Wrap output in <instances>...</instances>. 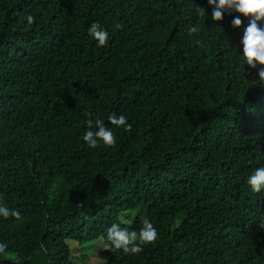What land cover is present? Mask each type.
<instances>
[{"label": "trees", "instance_id": "1", "mask_svg": "<svg viewBox=\"0 0 264 264\" xmlns=\"http://www.w3.org/2000/svg\"><path fill=\"white\" fill-rule=\"evenodd\" d=\"M212 11L208 0H0V202L21 215L0 216V264H74L68 241L100 238L104 264H264V190L247 183L264 167L261 66L243 57L249 19ZM89 119L114 147L88 146ZM143 219L158 232L143 252L108 241L113 224L139 233Z\"/></svg>", "mask_w": 264, "mask_h": 264}, {"label": "clouds", "instance_id": "2", "mask_svg": "<svg viewBox=\"0 0 264 264\" xmlns=\"http://www.w3.org/2000/svg\"><path fill=\"white\" fill-rule=\"evenodd\" d=\"M208 3L213 8L211 15L214 21H222L224 13L231 11L238 12L249 19L242 38L243 57L252 69H256L258 65L261 66L258 76L260 81H264V27L260 26L264 22V0H208ZM195 12L199 16L206 13L205 9L201 7H196ZM25 19L29 25L35 23V17L31 14L27 15ZM242 24L239 16L233 18L232 25L234 28H240ZM117 27H122V25H117ZM198 32L197 26L189 29L190 34ZM88 33L98 42L100 47L107 46L109 33L99 23L94 22L89 27ZM108 120L111 125L122 127L128 132L132 131V125L128 123L123 114L118 116L113 113L108 117ZM87 126L89 130L85 132L83 139L89 147L96 148L100 142L109 147L116 145L114 132L106 127L101 119H89ZM247 183L256 193L264 190V167L257 168L248 178ZM0 216L21 219L19 211L10 210L2 202H0ZM142 224L143 227L140 228L139 233L121 228L119 224H113L107 230V239L115 249H122L125 254H139L143 252L142 245L155 244L158 240V232L154 225L148 219H143ZM6 248V244L0 243V255L5 254Z\"/></svg>", "mask_w": 264, "mask_h": 264}, {"label": "rangeland", "instance_id": "3", "mask_svg": "<svg viewBox=\"0 0 264 264\" xmlns=\"http://www.w3.org/2000/svg\"><path fill=\"white\" fill-rule=\"evenodd\" d=\"M68 245L71 249L74 264H104L108 259L105 253L107 246L102 238L84 245L69 240ZM79 257H86L87 261L77 263L76 258Z\"/></svg>", "mask_w": 264, "mask_h": 264}]
</instances>
